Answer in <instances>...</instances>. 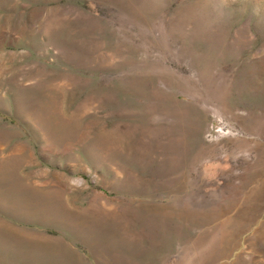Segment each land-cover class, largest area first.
Masks as SVG:
<instances>
[{"label":"rangeland","instance_id":"374dc122","mask_svg":"<svg viewBox=\"0 0 264 264\" xmlns=\"http://www.w3.org/2000/svg\"><path fill=\"white\" fill-rule=\"evenodd\" d=\"M0 264H264V0H0Z\"/></svg>","mask_w":264,"mask_h":264}]
</instances>
